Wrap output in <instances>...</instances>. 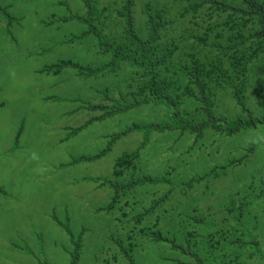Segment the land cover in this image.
I'll return each mask as SVG.
<instances>
[{
  "label": "rangeland",
  "instance_id": "1",
  "mask_svg": "<svg viewBox=\"0 0 264 264\" xmlns=\"http://www.w3.org/2000/svg\"><path fill=\"white\" fill-rule=\"evenodd\" d=\"M192 2L134 0L138 32L148 33L147 8L162 11L158 43L195 46L207 65L235 73L236 86L210 83L214 110L264 117V39L232 37L257 24ZM91 4L95 25L121 42L125 0ZM88 11L87 0H0V264H264V125L201 137L153 130L145 144L140 130L115 138L135 123L169 121L168 107L145 103L110 117L93 108L143 98V73L128 62L94 76L47 69L62 59L109 64L76 18ZM198 37L234 48L209 55ZM170 66L164 75L179 79L181 92L189 77ZM179 107L200 120L192 98ZM135 152L129 166L117 165ZM147 177L159 181L136 183Z\"/></svg>",
  "mask_w": 264,
  "mask_h": 264
},
{
  "label": "trees",
  "instance_id": "2",
  "mask_svg": "<svg viewBox=\"0 0 264 264\" xmlns=\"http://www.w3.org/2000/svg\"><path fill=\"white\" fill-rule=\"evenodd\" d=\"M199 1L192 2V0H189L190 3H194L193 6L191 5L193 10H199L201 7L208 4L210 7L215 8L218 11L229 12L230 17L236 16V20L234 21L237 25L238 23L245 24L246 21L242 23L239 20L238 22V18L242 19L247 15L250 18L247 19V21L250 20L253 25L257 24V28L254 31H247L248 36H245L240 32L236 35H233L232 33L233 39L237 41L239 40V43H237L238 45H242L248 39H264L263 1L243 0L244 5L242 6H233L221 0ZM87 5L89 7L87 15L84 17L76 16V18L88 24V29L84 34H93L97 37L99 46L103 48L105 53L111 54V61L108 65H104L103 67L93 68L89 65H84L81 62L62 59L57 64L52 65L47 69H55L59 72L65 67H72L81 75L94 76L104 71L106 68L114 70V68L120 64L128 62L133 67H138L139 71H142L143 73V84L140 87V93L138 94L139 96L144 95L143 98L141 100L136 98L135 101H125V103L117 101V103L112 106L98 104L94 105L93 108L106 110L105 115L102 117H110L118 113L127 112L130 109L145 103H153L157 106L164 104L168 107L169 121L150 124L135 123L129 126L125 131L116 134L115 138H119L134 130H140L145 132V144L148 142L149 133L153 130L164 131L166 129H182L183 131L197 133V135L201 137L207 129H214L228 135H233L252 127L264 125V117L254 116L251 112H249L248 116L237 117L230 120L225 115L218 114L214 110L213 102L215 99H213V90L210 83L218 79L219 81H217L220 83L228 82L236 86L235 73L226 70L222 64H220V67L217 66L216 62L218 61L215 63L211 61L212 63L207 65V63L203 62L202 58L199 56V52L202 51L196 50L195 46H192L195 50H189L187 47H184L181 49V52V50H178L180 45L173 41L166 46L158 43L162 38V29L167 24L165 15L162 11L153 12L151 8L146 9L145 13L148 16L147 24L149 25V30L146 35H142L136 28V17L133 11L134 0H125V12L122 13L123 16H125V35H123L124 37L120 42L118 39H112L102 33L101 29L94 23V15L96 14L94 10L96 9L95 6L91 4V0H87ZM198 39L201 40L204 45H209V49L207 50L209 55L212 54L216 48H226L224 50L225 54H229V48H234V46L219 45L215 41H212V43L208 42L207 37H198ZM185 45L187 46V44ZM209 55L205 54V58ZM246 56V53H244L241 58L245 59ZM171 64H174L176 71L180 72H178L180 76H183L184 78L186 76L189 77V82L181 92L177 90L180 89L179 79H172L171 77L169 78L164 75V72L172 71ZM216 69H219L220 72L215 76L213 73H215L214 71ZM205 78H208V80ZM239 91L237 96L241 92ZM187 98H192V101L198 104L196 109L199 111L198 115L201 116L198 122L192 117L189 118V113L186 112L185 109L183 110L179 107L181 102ZM240 102L243 104L242 101ZM138 156V152L125 154L117 160V165L119 167H127L132 163V158H137ZM118 173H121V171L116 172V174ZM147 181L158 182L159 180L147 177L136 181V183L141 184ZM107 183L115 186L116 189L119 190L117 187L118 184H114L113 181H107ZM126 187V185H123L122 188ZM158 238L160 240L164 239L163 237ZM73 258L75 262V254L73 255Z\"/></svg>",
  "mask_w": 264,
  "mask_h": 264
}]
</instances>
